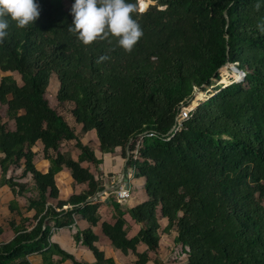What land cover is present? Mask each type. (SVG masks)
Wrapping results in <instances>:
<instances>
[{
    "label": "trees",
    "instance_id": "obj_1",
    "mask_svg": "<svg viewBox=\"0 0 264 264\" xmlns=\"http://www.w3.org/2000/svg\"><path fill=\"white\" fill-rule=\"evenodd\" d=\"M150 1L128 0L143 6L131 14L142 35L130 51L115 36L85 45L69 31L73 0H38L40 16L25 27L8 17L0 43V168L3 176L22 169L6 183L23 194L30 176L38 195L27 199L36 225L17 228L0 245V264H30L27 257L39 252L47 264L53 252L71 258L50 247L49 222L68 227L74 214L90 223L75 239L94 253L95 264H116L96 246L99 203L88 200L104 186L83 163L101 162L76 126L95 134L101 153L120 148L127 168L144 179L146 200L123 211L111 197L118 215L102 223L112 246L135 255V264H264V33L257 27L264 0ZM227 64L245 78L228 84L224 77L228 85L215 86ZM54 76L58 107L76 126L50 105ZM197 90L210 96L175 130ZM71 142L80 150L76 159L63 152ZM38 143L51 162L47 173L35 165ZM64 167L87 188L59 201L57 211L48 202L59 198L55 176ZM126 213L140 225L132 238ZM165 233L179 248L171 263L160 258ZM140 245L147 249L139 252Z\"/></svg>",
    "mask_w": 264,
    "mask_h": 264
},
{
    "label": "crops",
    "instance_id": "obj_2",
    "mask_svg": "<svg viewBox=\"0 0 264 264\" xmlns=\"http://www.w3.org/2000/svg\"><path fill=\"white\" fill-rule=\"evenodd\" d=\"M8 75V74H5ZM73 124L69 121L71 126H76L74 120ZM11 127H14V122L10 123ZM77 133H79L81 127L76 126ZM74 142L69 143L65 146L63 152H70L73 158H77L80 154V150H78L75 146L74 149L70 150L69 145ZM75 145V144H74ZM85 145H89L86 143ZM41 147L42 150H36L37 147ZM90 146V145H89ZM94 148L93 146H91ZM34 152H36L35 156V165L39 171L42 173H47L51 166V162L46 159L43 144L38 143L34 148ZM96 157L101 163L97 166L92 163H83V166L89 168L90 171L101 180L104 189L110 188L111 186H127L126 183L121 182V176L123 170L125 169L129 178V188L131 191V180H135L137 183V191L135 193L131 192V201L126 202L124 205H120L123 211L128 210L146 200L145 191L143 189L144 179H136L134 177V171L130 168H127L126 160L121 155L120 148L116 149L114 153H101L98 150V142L96 139V148H94ZM99 152V153H97ZM52 154V153H51ZM69 154V153H68ZM4 155L0 152V158ZM126 165V166H125ZM22 169L13 170L9 169L6 176H3L2 170L0 168V245L10 243L17 235L16 229L25 226L27 231H31L33 227L36 225L35 216L37 211L35 209L29 210L27 209V199L32 196H37L38 192L34 187V183L30 176L26 177L22 181L26 184V191L23 194H20L19 191L15 192L13 189L6 183V180H9L11 176H15L20 174ZM56 184L59 189V198L53 199L48 202L49 205L53 206L57 211H61L62 209L58 208L59 201H67L74 194H80L84 190H86L85 185H80L75 182L74 178L71 175V172L68 168H63L57 175L55 176ZM141 187V188H140ZM113 197V196H111ZM107 194L99 196L95 201L99 203V214L101 216V221L98 223L96 227H94V232L98 236V241L96 242V246L100 251L105 254L106 258H112L116 262V264H135L137 260L136 256L132 253L125 255L120 250L115 249L110 240L104 234L102 230V223L109 222L111 223L114 218L118 215L115 210L114 205L112 204V199ZM116 200V198H115ZM117 201V200H116ZM72 209L71 205H64L63 210ZM42 213L40 217L43 215ZM124 219L126 220V228L128 231V236L130 238L134 237L140 230V225L136 224V222L131 218V216L126 213L124 215ZM62 220V218H60ZM75 222L68 227H56V220H51L49 222V227L51 230V234L49 237V244L51 246H56L58 250L64 251L71 256V258H63L57 252H53L48 255V259L50 264H74V259L80 264H95L96 257L94 253L86 246H84L81 242H77L75 239V235L78 232L84 231L90 227V223L85 220L82 215L74 214ZM163 223L167 224L165 219L162 220ZM161 221V223H162ZM163 225V224H162ZM164 227V226H163ZM55 228V231L52 229ZM175 236V235H174ZM162 245V241H161ZM147 249L146 246L140 245L138 247L139 252H143ZM47 250V249H45ZM52 250V249H51ZM151 255H153L151 253ZM28 261L30 264H47L45 262V257L42 252L33 253L29 255ZM74 258V259H73ZM160 258H162L160 254ZM165 261V260H164ZM148 264H155L153 261H150Z\"/></svg>",
    "mask_w": 264,
    "mask_h": 264
},
{
    "label": "clouds",
    "instance_id": "obj_3",
    "mask_svg": "<svg viewBox=\"0 0 264 264\" xmlns=\"http://www.w3.org/2000/svg\"><path fill=\"white\" fill-rule=\"evenodd\" d=\"M256 7L259 8L260 4L257 3ZM136 11H143V6L138 7L128 0H73L70 9L73 19L68 26L69 31L76 33L85 45L97 38L104 40L115 36L118 45L130 51L142 35L131 15ZM39 16L38 0H0V43L8 36V17L18 27H25ZM257 27L264 33V23ZM100 59L107 57L101 56Z\"/></svg>",
    "mask_w": 264,
    "mask_h": 264
},
{
    "label": "rangeland",
    "instance_id": "obj_4",
    "mask_svg": "<svg viewBox=\"0 0 264 264\" xmlns=\"http://www.w3.org/2000/svg\"><path fill=\"white\" fill-rule=\"evenodd\" d=\"M226 67V69H225ZM224 67V72H223V68L220 70V76H221V80L218 81L216 83L215 86L217 85H220L222 84L221 81L223 80V78L225 77L228 81V84H230L231 82L233 81H237L240 79L241 81V78H240V75L238 74V79L237 78V74L235 73V70L233 67V64L232 65H227ZM226 72V73H225ZM238 73V72H237ZM228 84H222V86H226ZM58 89H59V81L57 80V78L54 76L51 80V85L48 89V99L50 101V105L52 108H56L60 111H63L61 108L58 107V100H57V92H58ZM212 88L210 87L209 91L211 90ZM200 91L197 90L194 94V100H193V103L191 105V107L188 108V110H194L200 103L201 100H206L210 95L208 94V92L206 93H203L202 95L199 94ZM194 103H197L196 106L194 105ZM66 119H68L72 124H73V121L70 119V114L66 113L65 111L62 112ZM72 118V117H71ZM79 134L81 135V141L86 144L88 143L90 146H93L94 148H96V136L93 132H89L87 134H82L81 133V129L79 131ZM75 142L71 145H69L70 147V150L73 148L74 149V145ZM36 150H42V148L39 146L36 148ZM70 153V152H69ZM99 153V152H97ZM101 162V161H100ZM98 166V165H97ZM130 182H131V192L135 193L137 191V188H139L137 186V183L135 180H131L130 179ZM141 188V187H140ZM132 196V194H131ZM132 199L130 198L129 201H131ZM127 201V202H129ZM162 224L163 226H166L165 223H163L162 221ZM173 238H174V235H170V234H163L162 235V245H161V248H160V254L162 256V258H164V260L168 263H171L172 260L176 259L178 256V252H179V248H175V244L173 242ZM184 256H180V261L181 260H184Z\"/></svg>",
    "mask_w": 264,
    "mask_h": 264
},
{
    "label": "built area",
    "instance_id": "obj_5",
    "mask_svg": "<svg viewBox=\"0 0 264 264\" xmlns=\"http://www.w3.org/2000/svg\"><path fill=\"white\" fill-rule=\"evenodd\" d=\"M233 66L236 67V65L233 64ZM234 68V67H233ZM238 74L240 75L241 80H243L246 76L245 72L239 70ZM191 112L192 110H188V108H182L180 111V115L178 116L177 119V126L174 127V129L180 128L182 123L186 120H188L191 117ZM173 129V130H174ZM148 136H153V133H147ZM108 196H113L116 198V200L120 203V205H124L130 198H131V191L129 187H125V185L121 186L117 191L112 192L110 194H107ZM55 231V228L52 229Z\"/></svg>",
    "mask_w": 264,
    "mask_h": 264
},
{
    "label": "water",
    "instance_id": "obj_6",
    "mask_svg": "<svg viewBox=\"0 0 264 264\" xmlns=\"http://www.w3.org/2000/svg\"><path fill=\"white\" fill-rule=\"evenodd\" d=\"M150 1V0H148ZM152 2L150 1V4H148L147 8L145 9V11L148 9L149 5H151ZM227 19H228V16L226 15ZM228 23H229V19H228ZM227 65H230V64H227ZM225 65V66H227ZM224 66V67H225ZM234 69L236 70V72L239 71V69L237 67H234ZM127 162H128V159L126 160V165H127ZM125 165V166H126ZM120 183H126L127 187H129V178H128V174L126 173L125 169L123 170V173H122V176H121V182ZM120 188V186H111L110 188H105L103 191L97 193L93 198H90L88 200V202H93L95 201L99 196H102L104 194H110L112 192H115L117 191L118 189Z\"/></svg>",
    "mask_w": 264,
    "mask_h": 264
},
{
    "label": "bare ground",
    "instance_id": "obj_7",
    "mask_svg": "<svg viewBox=\"0 0 264 264\" xmlns=\"http://www.w3.org/2000/svg\"><path fill=\"white\" fill-rule=\"evenodd\" d=\"M240 80V79H239ZM239 80H237V81H239Z\"/></svg>",
    "mask_w": 264,
    "mask_h": 264
}]
</instances>
